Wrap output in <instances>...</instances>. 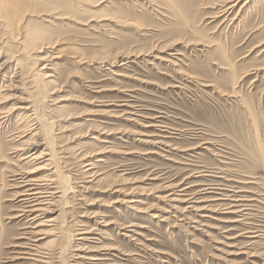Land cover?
<instances>
[{
    "label": "rangeland",
    "instance_id": "obj_1",
    "mask_svg": "<svg viewBox=\"0 0 264 264\" xmlns=\"http://www.w3.org/2000/svg\"><path fill=\"white\" fill-rule=\"evenodd\" d=\"M36 1L26 22L44 31L43 50L31 55L55 59L15 57L38 76L11 91L12 66L0 113L23 98L33 104L47 139L22 156L46 146L68 190L43 215L53 222L34 230L19 216L11 137L39 123L5 118L0 264H86L109 253L112 264H264V0L230 11L229 0ZM3 43L4 58L17 55ZM167 184L196 209L171 202ZM233 199H254L240 204L251 205L245 220L226 213ZM32 249L45 258L23 255Z\"/></svg>",
    "mask_w": 264,
    "mask_h": 264
},
{
    "label": "bare ground",
    "instance_id": "obj_2",
    "mask_svg": "<svg viewBox=\"0 0 264 264\" xmlns=\"http://www.w3.org/2000/svg\"><path fill=\"white\" fill-rule=\"evenodd\" d=\"M36 2H37L36 0H0V30H1L0 45L4 44L3 42H5V40H8V41H10L16 45V54H17L16 56L4 58L3 57V51H2V49H0V81H4L6 74H7V71L9 69H11L12 66H14L13 74L9 78V79H13V80H8V82H7L10 85L11 91L21 89L23 79H28L31 77L36 78L38 76L37 74H34V75L32 74L33 76H30V77L27 76L28 74L27 75L25 74V72L27 70L25 71L24 66L20 62L18 63L17 60L15 59V57H19V56L23 55V57L25 59H27L28 60L27 62H29V63L32 62L34 59L38 63H40V62H52L51 60L55 59V57H52V56H47V57L42 58L40 56L36 57V55L35 56L31 55L33 53V51L37 50L36 46L42 37V33L44 32L40 28L36 27L35 25L29 24V22H26V18L28 16H30V15L34 16L35 12H33L32 10H33V7L35 6ZM238 2H239V0H229L227 3L225 2L226 7H227L226 10L230 11L232 8H234L236 6V4ZM93 5H95V4H93ZM34 10H35V8H34ZM45 12H47V11L45 10ZM63 19H66V18H63ZM47 23H49V22H47ZM50 49H53V48H50ZM42 50H39V51L37 50L38 52H36V53H41ZM13 63H15V65H13ZM32 67H34V63H31L30 68H32ZM42 69H46V66L43 65L40 70H42ZM25 76H26V78H25ZM42 77H45L44 79H47V78L52 77V76H50V75L44 76V74H43ZM30 81L32 82L33 79ZM50 81H47V84H52ZM45 84H46V82H45ZM3 96H5V95H3ZM20 100L23 102L14 106L15 108H12L6 112L0 113V114H2V116L0 117V121L4 120L5 118H6L5 120H7L9 118V115H11L13 113H18L17 117H19V122L25 121L26 123H29V121H31V122L36 121L37 123H39L38 124L39 127H35V128H31V126L28 128V126H26V124H25V125L21 126L22 130L20 132H17L15 135H13L11 137L12 140L13 139L19 140L18 144H16L12 149H10L13 154L14 153L16 154L15 157L17 158V160L15 163V166L13 165L14 166L13 168L8 167V166H12V164L7 165V169H9V171H8L9 175L11 176V178H13V179L15 178L13 180L14 181L13 186L16 190H15V193L11 196L13 198L11 201H17L19 199L17 202H15V203H19V206H18L19 209H17V212H19V214H20L19 216L24 217L26 219V223L29 225H33L34 227L32 229L36 230L35 229L36 227L44 226V224L46 225V223H50V222L54 221L53 219L52 220L46 219L45 221L42 220L43 215H45L49 212H52V207H54V205L63 198L65 192H67L68 189L60 186V181L57 179L58 177L56 176L57 166L54 165L55 163L52 161V158H53L52 153H50V150H48V148L46 146L41 151L31 152L26 156H22L24 151H26V150L28 151V150L34 149L37 146L43 145L44 144L43 142H44V140L47 139L46 138L47 136H44L42 133L44 130V126L42 127L40 125L41 124L40 119L37 116V112H36V109L33 106V104L28 102L29 100H25V98L20 99ZM20 111H22V112L20 113ZM5 120L0 122V125L4 124V122H6ZM49 124H51V123L49 122L48 125ZM26 128H28V129H26ZM27 130L30 132L28 133ZM26 135H28V138L26 140L22 141L23 137H25ZM41 141H43V142H41ZM45 157H48V158L44 159ZM0 158H2V160L4 162H5V160H8V158H5L4 156L0 157ZM41 159H43V160L40 161ZM82 159H83V157H82ZM98 161L101 162L102 160L99 159ZM84 167H89L85 171L86 174L89 175L91 173V170L94 168V163H86ZM4 169H6V168H4ZM43 171H45V172H43ZM89 177H91V175H89ZM92 177H93V175H92ZM252 184H255V183H252ZM162 185H163L162 187H164V184H162ZM165 189H171V191H172V193L169 195V200L171 202H176V203L177 202H180V203L187 202L188 203L187 209L191 208L193 210L195 208V206H194L195 200H192L193 198L190 197L191 198L190 200L187 198H186V200H184L185 193H184V189H182L181 187L178 186L177 189H175L174 187L167 184V186H165ZM160 199H161V197H160ZM117 201L115 203H117ZM251 201H254V199H252V200L233 199L232 204H234V205L228 206L226 213L231 214V215H236L237 217H241L244 219L248 214V213L245 214L244 211L247 210V206H251V205H249V204L248 205L247 204L240 205V204H241V202L247 203V202H251ZM129 203H132V202H129ZM238 208H241V210H237ZM15 211H16V209H15ZM19 216L17 215L16 217H19ZM159 217L160 216H158L157 218H159ZM243 219H241V220H243ZM241 220H235L234 222H237V221L240 222ZM34 230H32V231L34 233H36L37 236L44 234V232H41L40 230H37V231H34ZM91 232H92V230L82 231V232H78L79 234H77V235H88ZM125 232L129 233L130 231H128V229L125 228ZM246 233L249 235L248 239H259V237H260L259 234H257L256 232H246ZM124 235L126 237H130L127 234H123V236ZM19 237H18V239H19ZM28 237H30V236H28ZM31 238H32V236H31ZM85 238L86 237L81 238L80 240L85 241L84 240ZM37 240H41V239H37ZM34 241H36V240H34ZM37 249L30 250L32 253H27V252L26 253L22 252V253H23V255H27L29 260H33L32 258L34 257L35 260H33V261H35V262L38 261V263H39L45 257L43 255L38 256L36 254ZM116 250L117 249L111 248L108 251L114 252ZM39 253L41 254V252H39ZM239 253H241V252H239ZM108 256L112 257V255L110 253L104 254L101 256H98V255L89 256L87 258L88 261L86 262V264H112V262L114 260H111Z\"/></svg>",
    "mask_w": 264,
    "mask_h": 264
}]
</instances>
